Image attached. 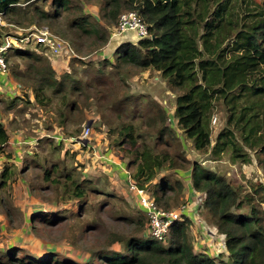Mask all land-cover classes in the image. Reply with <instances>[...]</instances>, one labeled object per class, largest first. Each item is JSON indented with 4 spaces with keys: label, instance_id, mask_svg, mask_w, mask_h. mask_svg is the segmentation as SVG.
Wrapping results in <instances>:
<instances>
[{
    "label": "trees",
    "instance_id": "trees-1",
    "mask_svg": "<svg viewBox=\"0 0 264 264\" xmlns=\"http://www.w3.org/2000/svg\"><path fill=\"white\" fill-rule=\"evenodd\" d=\"M21 1L7 0L1 5L4 22L8 18L9 23L18 27L24 19L41 23L58 37L68 39L72 48L83 40L89 43L83 36H93L101 43L106 40L103 33L89 22L91 15L84 11L83 3L90 2L100 6L105 12L103 17L115 25L123 11L136 12L153 37L125 40L115 49L114 61L102 58L104 61L100 65L85 66L88 73L82 74V70L72 67L71 72L60 77H56L49 60L41 54L42 48L13 52L15 58L27 63V67L24 72L11 73L25 88H30L27 79L35 82L32 87L35 104L48 105L43 102L46 96L59 99L56 110L59 127H65L79 110L78 98L89 89L94 91V99L102 110L106 106L101 102L107 103L109 93L113 92V105L110 104L109 108L121 112L130 110L125 114L133 118L137 115L134 108L138 103L136 96L126 93V75L129 72L132 75L133 71H155L160 73L170 90L177 92L173 115L194 150L202 153L210 150L214 157H219L229 148L233 161L238 159L249 164L251 156L247 149L255 153L257 165L264 175V0ZM44 6L48 10H44ZM90 43L96 44L94 41ZM22 100L15 97L4 103L14 109ZM217 106L226 120L212 145L210 123ZM142 118L155 129L151 146L144 142L141 149L136 147L131 124L123 125L119 131L120 139L130 146L125 149L130 157L127 170L136 189L159 209L169 210L184 201L186 185L182 178L170 179V175L159 177L158 174L185 168L184 162L178 163L168 153V149L176 144L177 134L166 124V111L154 101H149ZM7 141L8 136L0 124V145ZM50 142L46 140L45 143ZM61 148L51 146L50 152L55 151L57 160L49 162L48 167L32 156L26 158L25 167L9 166L0 173V200L8 207L0 213L12 227L21 224L15 223L11 213L16 210L11 205L9 180L14 172L23 177L27 166L33 165L40 169L41 182L48 184L44 190L35 185L37 193L50 190L57 196L60 191L64 202H77L78 213L73 216L80 222L79 229L82 227L85 233L95 229L93 223L84 222L81 216L84 208L97 211L106 206L112 208V218L127 228L126 231H109L104 237V247L91 254L85 264H264V185H250L251 192L242 194L239 186L232 185L224 177L198 164L192 165L191 188L202 193V197L195 196L193 200L197 204L196 214L208 232L223 236L224 247L208 236V242L214 244L213 254L208 253L207 245L202 250H195L192 224L185 214L171 225L168 243L162 246L148 233V220L139 202V211H134L120 192L115 193L118 188L106 177L101 179L105 187H99L91 180H85L75 166L68 169L64 163L67 151H61ZM49 156L50 153L46 159ZM168 158L170 164L166 167ZM131 167L133 172L129 169ZM122 185L127 187L125 182ZM92 195L104 201L90 205ZM111 198L119 200L118 209L113 210ZM244 207L246 211H243ZM37 213L30 221L32 225L46 226L48 223L52 227L59 222V217L50 222ZM95 214L97 219L99 215ZM16 221H19L17 217ZM114 245L119 249H114ZM17 253L24 254V257H13V252L5 253L0 257V264H76L56 260L54 255L39 258L26 250Z\"/></svg>",
    "mask_w": 264,
    "mask_h": 264
},
{
    "label": "rangeland",
    "instance_id": "rangeland-1",
    "mask_svg": "<svg viewBox=\"0 0 264 264\" xmlns=\"http://www.w3.org/2000/svg\"><path fill=\"white\" fill-rule=\"evenodd\" d=\"M21 2L24 1L22 0ZM83 7L84 11L92 17L89 22L95 25L99 33H103L106 40L103 39L101 43L93 36H83V39H88L89 43H87V40H83L80 44L74 47V49L68 39H65L73 49L74 54L71 57H67L66 55L58 57L62 63L65 64L64 73L71 72L72 67L82 70V74L88 73L85 66H87V64H90L91 67L92 65H100L104 61L102 58H105V54L109 55L108 58L105 59L114 61V51L121 44V40H117L118 44L116 45L115 40L119 37H114L112 35L114 33L115 24L103 17L105 12L100 9V6L90 2V4L83 3ZM44 10H48V7L44 6ZM6 22H10L8 21V18L6 19ZM6 22L5 24H8ZM31 25L41 26L42 24L24 19L20 27H29ZM0 31L1 33H8L12 31V29L3 26L0 28ZM93 41L96 42V44L93 45L90 43ZM23 48L33 50L34 44L30 43ZM14 51L15 50H12L11 52ZM45 53L46 52H41V54L49 60L54 72L55 68L59 70L58 66L55 67V58H52L49 55L47 56ZM13 54L14 53H12V55ZM9 66V70L11 69L13 72L21 73L26 70L27 63H23L20 58H15L10 61ZM106 70L108 69H105V71ZM133 72L132 75L129 72L126 75L125 80L128 85L126 93L130 94V96H136V98H134L138 103L134 108L137 115L133 118L125 114L128 113V111L130 112V110L121 112L117 109L109 108L110 104L113 105V92L109 93L107 103L101 102L106 106V109L102 110L99 103L94 99V91L89 89L87 90V98L85 97L87 93L78 98L79 110H76L72 117H70L65 127H59V115L56 111L59 105V99L56 97L48 98L46 96V98L43 99V102H48V105H37L38 108L34 109L29 101V96H33L32 87H34L35 82L31 79H27V85H29L30 88H25L23 86L25 90L23 89L16 92V94H19L20 98H23V100L19 102L21 113L18 115V110L14 112L17 113L18 116L15 120L14 116L12 117L13 120L10 122V127L13 129L16 128V125L13 122H16L17 119H19L21 121L20 129L23 130V134H27L29 137L33 138L38 135V131L34 130L39 129V127L47 128L49 130V135L55 129L54 137H43V139L39 140V145L37 144L32 146L33 148H29V151L32 149V154L35 156L37 162L44 165V167H48L49 162H55L57 160L55 151L54 153L50 152L51 146H62L61 151H63V149L64 151H67L64 163L68 169H70L71 166H75L76 170L85 180H91L94 185H98L99 187H105V184L102 183L101 179L106 177L111 185L114 184L118 188L115 190V193L120 192V194L127 200L130 208L134 211H139L138 206L140 203L138 205V202L141 197H143V192L139 191L138 193L135 190L134 185H132L135 183L131 178V173L127 170L130 157L125 150L130 146L120 139L119 131L124 128L123 125L131 124L134 127L132 128L131 135L133 141L136 143V147L141 149L142 143L144 142L146 145L151 146L152 140L156 136L155 129L149 127L142 118L148 109V103L151 100L160 104V106L166 111L168 117L166 124L177 134L175 146H171L170 149H168L169 156L174 157L175 161H178L180 164H183V162L185 163L184 169L180 168L177 170H170L169 172L161 171L158 174L159 177L162 175H170V179L182 178L185 185H187V183H190V167L198 164L200 167L213 171L224 177L227 181H230L232 185L239 186L242 194L251 192L250 185H264V175L257 165L254 152L245 149L251 156V162L249 164H243L238 159L235 161L232 160V152L229 148H226L219 157H214L210 153V150L206 153L194 150L191 141L186 139L183 131L178 128L177 121L173 115L177 92L169 89L167 82L161 77L159 72ZM56 77H58L57 74ZM27 90H30L31 93L28 94L26 92ZM45 93L46 95H49V91L46 90ZM10 95L12 97L14 96V94ZM16 108L17 106L15 109ZM25 114L27 117H25ZM214 119L215 122L213 123ZM225 120L226 116L221 111V108L219 106L214 107L210 123L212 145L214 144L217 133L225 125ZM53 126H55V128ZM85 127H89L90 131L85 139H81L80 135ZM138 134L140 136H138ZM96 137H98V139L103 137L104 143H101L103 145L102 148H98L96 143H93ZM46 140H51L52 142L46 144ZM162 145L163 144L160 145V149L163 147ZM49 153L50 156L46 159ZM28 156L29 155L25 154L23 157L25 159ZM183 157L185 158V161H183ZM116 160L124 161L125 166L122 171L125 178L121 177V181L124 182V179H127V183H125L127 187L116 184L110 176L103 174L105 169L109 170L110 166L117 162ZM169 164L170 158H168L165 166L168 167ZM12 166L15 168L17 167L15 165ZM27 167V172L23 177H21V175L18 176L17 172H14L12 178L9 180L10 183L8 188L10 189V193L12 191L11 205H13L16 210L11 213L15 217V223L21 224V226L12 227L10 222L6 221L4 217L5 215L0 213V257L9 252H13V257H24V254L17 253V251L26 250L29 254L39 258L54 255L56 260L62 262L69 261L76 264H85L91 254L104 247V237L109 231L127 230L126 227L112 218L113 213L111 207L108 208V206H106L97 209V206V211L95 208H84L81 212L84 222L93 223V229L95 228L94 231L85 233L82 230V227L79 229L80 222H78L73 216L78 213L77 202H64L60 197V191L57 193V196H55L50 190L43 191L44 189H47V186H45L47 183L41 182L40 169L38 170V167H34L33 165H28ZM129 169L133 172L132 167ZM35 185L43 190L37 193L34 188ZM49 188L50 185L48 189ZM14 190L18 192L19 196H14ZM193 192H195L197 197H202V193H197L196 191ZM112 199L114 198L110 199L114 204L113 210L118 209L120 205L119 200L115 199V201H113ZM89 201L90 205H94L95 203H102L104 199L100 200L98 196L92 195ZM180 206H184L185 209H188L191 205L188 204V202L181 201L177 207L171 209H176ZM262 206L264 208V204ZM193 207L196 208L197 205L192 204V208ZM7 208V205L0 200V211L3 210L5 212ZM246 210L247 209L244 207L243 211ZM37 212L44 215L50 222L55 221V217H59V222L53 224L54 226L52 227L48 223H46V226L37 224H34V226L30 221L33 215ZM95 212L98 213L99 216L97 219L99 220L95 219ZM16 217L19 221H16ZM199 225H203V223H200ZM88 229L85 231H88ZM79 232L80 237H78ZM200 232L204 237H202L201 234H197V239L202 241L201 238H208V233H203V230ZM212 237L213 239L218 238L217 236ZM167 243L168 240L160 242L162 246H166ZM202 245L205 244L203 243L198 246ZM197 248L200 249V247ZM114 249H119V247L114 245Z\"/></svg>",
    "mask_w": 264,
    "mask_h": 264
},
{
    "label": "built area",
    "instance_id": "built-area-1",
    "mask_svg": "<svg viewBox=\"0 0 264 264\" xmlns=\"http://www.w3.org/2000/svg\"><path fill=\"white\" fill-rule=\"evenodd\" d=\"M3 16L4 13L0 12V28L5 26L12 29V31L8 33H1L0 36L1 76H5L9 72V63L7 61L8 54L12 50L24 51L26 48L23 47L30 43L34 44L33 50H36V48H42L43 52H46L45 54L47 56L49 55L55 59L61 56L63 57L64 55L71 57L74 54L73 49L70 47L68 42L55 35V33L47 27L36 25L18 27L11 23L5 24ZM125 34H133L138 40L151 38L147 25L141 20L137 13L133 11H125L119 15L117 23L114 27V33L112 35L114 37H121ZM214 122L215 119L213 120V123ZM89 131V127H85L80 135L81 139H85L88 136ZM132 185H134L135 190L138 193L141 191L136 189L135 184ZM139 203L148 220V233L160 242L167 240L171 225L176 221H180L186 210L184 206L171 210L159 209L153 201L145 197L144 194L139 200ZM195 222L198 225L202 223L201 217L197 214ZM201 226H203V233H208L209 237L213 236L212 232H208L207 226L204 227V224ZM217 237V239L213 240L219 242L220 247H224L223 236Z\"/></svg>",
    "mask_w": 264,
    "mask_h": 264
},
{
    "label": "crops",
    "instance_id": "crops-1",
    "mask_svg": "<svg viewBox=\"0 0 264 264\" xmlns=\"http://www.w3.org/2000/svg\"><path fill=\"white\" fill-rule=\"evenodd\" d=\"M134 39H135L134 35L125 34V35L117 38L115 40V43H116V45L118 44L117 40H121V42H123L125 40L134 41ZM12 53L13 52H10L7 56V61L9 64H10V61L14 60V58H15L14 55H12ZM108 56L109 55L105 54V58H108ZM56 66H58V68H59V70H57L55 68V73L58 75V77L64 75L65 74L64 73L65 64L62 63L60 58L55 59V67ZM11 72L12 71L10 69L7 75H5V76L0 75V124L2 125L3 129L5 130V132L8 136L7 143L4 145H0V173L6 167H9L12 165L17 166V168H19V169L22 167H25L24 163L26 161V158L24 159L23 156L25 154L29 155L28 157L33 156V154H32L33 151H32V149L29 151V148L34 146V145H37L39 140L43 139V137L47 138V137H54L55 136V129L49 135V133H48L49 130L47 128L39 127V129L34 130V131H38V135H36L35 138L29 137L27 134H23V130L20 129L21 128L20 127L21 121L19 119H17L16 122H13V123H15L16 128L13 129L10 127V122H12V120H13L12 117L14 116V120H15V118H17V116L21 113L20 112L21 107L18 103L17 108H19V109H17V108L16 109L15 108L10 109L8 107V104L4 103V101L6 102L9 99L19 97V94L18 93L16 94V92L24 89V87L21 86L14 79ZM26 92L28 94L31 93L30 90H27ZM10 94H14V96L12 97ZM29 101L31 103V106L34 107V109L38 108V106L34 103L32 95L29 96ZM16 110H18V115H17V113H14V112H16ZM25 117H27L26 114H25ZM36 122H38V121H36ZM49 122H50V120H49ZM53 127L55 128V126H53ZM93 143H96L98 148H102L103 145L101 143H104V139H103V137L100 139H98V137H96V139ZM77 146H78V144H77ZM20 156H21V158H20ZM124 166H125L124 161L118 160L116 163H113V165L110 166L109 170L105 169L103 174H107L108 176H110L116 184L122 185L121 177L125 178L124 173L122 171ZM124 182L127 183V179H124ZM183 194H184V197H183L184 202H188V204L191 205L190 207H188V209L185 210V215L187 214L186 216L190 219L191 224H192V226H191L192 233H193V236L195 238L194 249L195 250H202L203 247L205 245H207L208 253L213 254L214 244L208 242V240H207L208 238H201L202 239V241H201L200 239H197V237H196L197 234H201V236H202V233L200 232L202 230V228L200 225H198L195 222L196 210L194 207L192 208V204H194L193 200L195 199L196 195L193 192V189L191 188L190 183H187ZM14 196H19V194L16 190H14ZM188 215H190V216H188ZM202 237H204V236H202ZM203 243L205 245L198 246V245H201ZM197 247H200V249H198Z\"/></svg>",
    "mask_w": 264,
    "mask_h": 264
},
{
    "label": "water",
    "instance_id": "water-1",
    "mask_svg": "<svg viewBox=\"0 0 264 264\" xmlns=\"http://www.w3.org/2000/svg\"><path fill=\"white\" fill-rule=\"evenodd\" d=\"M7 0H0V7H1V5L3 4V3H5ZM151 38H153V37H151Z\"/></svg>",
    "mask_w": 264,
    "mask_h": 264
}]
</instances>
